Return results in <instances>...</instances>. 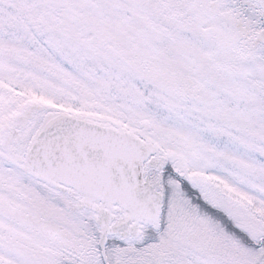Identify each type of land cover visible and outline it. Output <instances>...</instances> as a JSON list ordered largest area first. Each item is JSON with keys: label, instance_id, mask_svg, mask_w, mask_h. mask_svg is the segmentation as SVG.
I'll list each match as a JSON object with an SVG mask.
<instances>
[{"label": "snow or ice", "instance_id": "6c2138e0", "mask_svg": "<svg viewBox=\"0 0 264 264\" xmlns=\"http://www.w3.org/2000/svg\"><path fill=\"white\" fill-rule=\"evenodd\" d=\"M0 264H264V0H0Z\"/></svg>", "mask_w": 264, "mask_h": 264}]
</instances>
